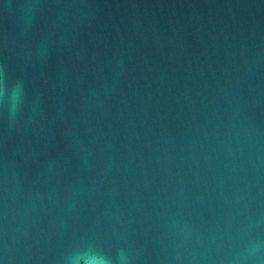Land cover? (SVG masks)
I'll return each mask as SVG.
<instances>
[{"label": "water", "instance_id": "obj_1", "mask_svg": "<svg viewBox=\"0 0 264 264\" xmlns=\"http://www.w3.org/2000/svg\"><path fill=\"white\" fill-rule=\"evenodd\" d=\"M121 254L264 264V0H0V264Z\"/></svg>", "mask_w": 264, "mask_h": 264}, {"label": "clouds", "instance_id": "obj_2", "mask_svg": "<svg viewBox=\"0 0 264 264\" xmlns=\"http://www.w3.org/2000/svg\"><path fill=\"white\" fill-rule=\"evenodd\" d=\"M22 94H23V86H22V84H20V83L15 84L12 87L11 97H10L11 101H12V104H11L12 115H15V112L18 109L19 102H20V99L22 97ZM119 260H120L121 264H123V262L126 260V257L123 254H121L119 256ZM92 264H108V262H107L106 258H104L102 256H99V257H94L93 258Z\"/></svg>", "mask_w": 264, "mask_h": 264}]
</instances>
